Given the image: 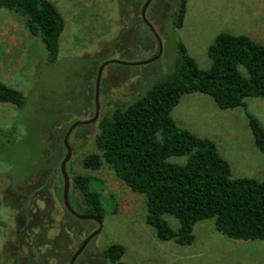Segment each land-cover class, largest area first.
Returning a JSON list of instances; mask_svg holds the SVG:
<instances>
[{"label": "rangeland", "instance_id": "rangeland-1", "mask_svg": "<svg viewBox=\"0 0 264 264\" xmlns=\"http://www.w3.org/2000/svg\"><path fill=\"white\" fill-rule=\"evenodd\" d=\"M48 1L64 21L55 64L46 63L44 45L28 32L24 18L0 9V83L24 96L19 108L0 103V264H69L78 245L98 228L95 221L69 216L63 206L64 134L93 118L96 76L104 63H136L158 53V42L141 18L146 0ZM175 4L152 0L146 9L161 41L160 58L144 65L106 64L98 88L99 117L78 125L68 138L67 173L94 178L104 209L99 234L74 264H109L102 252L111 245L124 248L123 264H264V240L226 237L215 229L214 219L195 223L191 244L160 240L146 223L142 195L130 191L106 164L94 171L82 166V159L96 152L100 118L170 75L178 44L202 70L209 68L208 47L221 33L264 45V0H187L180 28L172 25ZM245 103L264 129V99ZM171 116L182 129L215 144L232 178L262 180L264 154L254 144L242 108L221 110L209 97L192 94L181 97ZM70 190L75 191L72 180ZM72 202L82 214L76 191ZM164 218L178 229L173 216Z\"/></svg>", "mask_w": 264, "mask_h": 264}, {"label": "trees", "instance_id": "trees-1", "mask_svg": "<svg viewBox=\"0 0 264 264\" xmlns=\"http://www.w3.org/2000/svg\"><path fill=\"white\" fill-rule=\"evenodd\" d=\"M175 1L172 25L180 28L187 0ZM0 9L23 17L28 32L40 37L47 53L46 63L57 62L64 21L53 3L0 0ZM177 53L170 75L135 102L117 106L100 118L96 152L86 155L82 166L94 171L106 164L130 191L142 195L146 223L160 240L191 244L195 223L206 219H214L215 229L231 239L264 240V171L260 181L232 178L231 167L215 144L180 128L171 116L181 97L192 94L209 97L221 110L242 108L254 144L264 154V129L246 111L245 103L248 98L264 99V45L247 36L221 33L208 47L210 66L205 70L181 44L177 45ZM0 103L19 108L24 105V96L0 83ZM173 157L186 160L169 161ZM69 178L81 197L78 207L82 214L102 221V200L92 187L96 180L86 175ZM73 193L69 191L70 204ZM165 215L178 221L176 231ZM102 255L109 264H123L124 248L111 245Z\"/></svg>", "mask_w": 264, "mask_h": 264}, {"label": "water", "instance_id": "water-1", "mask_svg": "<svg viewBox=\"0 0 264 264\" xmlns=\"http://www.w3.org/2000/svg\"><path fill=\"white\" fill-rule=\"evenodd\" d=\"M152 2V0H146L145 4L142 7L141 10V18L144 22V24L151 30V33L155 36L157 42H158V53L156 54V56H154L153 58L146 60V61H140V62H136V63H123L120 61H116V60H112L109 62L104 63L98 70L97 76H96V82H95V114L93 116V118H91L90 120H87L83 123H76L74 125H72L64 134L63 137V146L65 148V156L63 158V160L60 163V173L62 176V180H63V189H62V203L63 206L65 208V210L71 214L74 218L81 220V221H86V220H91V221H95L98 224V228L91 234H89L81 243V245L79 246V248L75 251V253L72 255V257L70 258L69 264H74L76 259L78 258V256L82 253V251L85 249V247L87 246V244L95 237L99 234L100 230H101V220L95 216L92 215H85V214H80L77 213L71 206L70 201H69V191H70V178L69 175L67 173V169H66V165L68 163V161L71 158L72 155V151L71 148L68 144V138L71 134V132L73 131V129H75L78 125H87L90 124L92 122H94L95 120H97V118L99 117V103H98V88H99V82H100V77H101V73L103 68L105 67L106 64L108 63H117V64H122V65H130V66H135V65H144V64H148V63H152L156 60H158L161 56V52H162V46H161V41L159 40V37L157 36L155 30L153 29V27L149 24L148 20L146 19L145 13H146V9L149 6V4Z\"/></svg>", "mask_w": 264, "mask_h": 264}, {"label": "crops", "instance_id": "crops-1", "mask_svg": "<svg viewBox=\"0 0 264 264\" xmlns=\"http://www.w3.org/2000/svg\"><path fill=\"white\" fill-rule=\"evenodd\" d=\"M174 120V119H173ZM174 122L177 124V122L174 120ZM181 128V127H180ZM186 130V129H185ZM188 131V130H187ZM202 138V137H201ZM207 139V138H206Z\"/></svg>", "mask_w": 264, "mask_h": 264}]
</instances>
